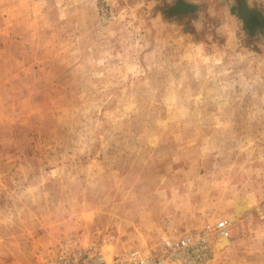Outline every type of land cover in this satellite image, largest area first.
Returning <instances> with one entry per match:
<instances>
[{"label": "rangeland", "instance_id": "obj_1", "mask_svg": "<svg viewBox=\"0 0 264 264\" xmlns=\"http://www.w3.org/2000/svg\"><path fill=\"white\" fill-rule=\"evenodd\" d=\"M221 218L170 264H264V0H0V264Z\"/></svg>", "mask_w": 264, "mask_h": 264}, {"label": "built area", "instance_id": "obj_2", "mask_svg": "<svg viewBox=\"0 0 264 264\" xmlns=\"http://www.w3.org/2000/svg\"><path fill=\"white\" fill-rule=\"evenodd\" d=\"M231 225L230 219L221 218L213 224H207L201 232L166 237L160 245L161 253L158 254L149 249L136 248L121 254H110L98 243L81 247L74 240H66L50 248L42 264H170L174 254L196 245L203 235L227 237Z\"/></svg>", "mask_w": 264, "mask_h": 264}, {"label": "bare ground", "instance_id": "obj_3", "mask_svg": "<svg viewBox=\"0 0 264 264\" xmlns=\"http://www.w3.org/2000/svg\"><path fill=\"white\" fill-rule=\"evenodd\" d=\"M245 211H246V207L245 206H243L242 204H240L238 202H235L234 203V207H233V211H232V214H231V218L234 221H236L245 213ZM227 244H228V239H226L224 237H219L218 238L217 245H218L219 248H223Z\"/></svg>", "mask_w": 264, "mask_h": 264}]
</instances>
